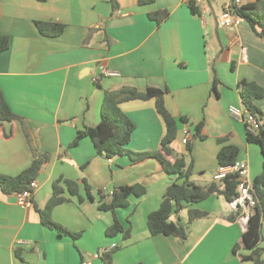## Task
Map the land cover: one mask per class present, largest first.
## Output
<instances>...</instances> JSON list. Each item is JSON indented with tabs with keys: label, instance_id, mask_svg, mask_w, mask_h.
I'll return each mask as SVG.
<instances>
[{
	"label": "crops",
	"instance_id": "crops-1",
	"mask_svg": "<svg viewBox=\"0 0 264 264\" xmlns=\"http://www.w3.org/2000/svg\"><path fill=\"white\" fill-rule=\"evenodd\" d=\"M156 10H166L167 16L150 18L148 13ZM206 14L192 13L184 0H0V34L9 42L0 51V90L23 118L22 123L0 124V174L21 172L32 162L33 151L48 154L35 178L31 206L18 205L13 193H0V264H255L244 259L253 250L255 258L264 260V236L248 247L242 240L246 229L238 217L227 218L233 211L220 194L178 212L182 219L188 208L208 212L191 224L184 242L174 235L150 234L147 215L176 175L167 174L152 157L134 162L126 154L100 156L88 136L69 146L78 130L99 122L105 91L153 86L165 89L164 105L178 128L171 147L186 160L182 138L186 131L191 137L201 123L203 137L192 140L191 180L201 186L214 180L217 153L228 144L238 147L236 161L248 164L253 180L262 169L261 148L248 141L244 122L233 118L228 107H244L238 88L242 79L264 89V35H256L244 19L223 27L219 15ZM35 21L65 27L48 37ZM102 65L119 75L101 76ZM255 103L264 129V95ZM119 107L135 125L126 148L157 150L165 125L155 98L125 100ZM58 177L85 179L90 186L92 199L80 183L82 200L64 191L68 201L51 211L55 222L79 233L75 238L40 221L38 209ZM133 184L142 185L145 193L130 194L127 205L114 214L98 208V190L109 195L114 187ZM114 215L128 229L127 237L106 234Z\"/></svg>",
	"mask_w": 264,
	"mask_h": 264
},
{
	"label": "trees",
	"instance_id": "trees-1",
	"mask_svg": "<svg viewBox=\"0 0 264 264\" xmlns=\"http://www.w3.org/2000/svg\"><path fill=\"white\" fill-rule=\"evenodd\" d=\"M152 0H141L149 2ZM114 3V0H112ZM192 13L199 14L198 7L193 3H188ZM233 11L240 15L252 28L258 36L264 35V0H247L242 4L233 5ZM148 16L157 21L167 16L166 10H156L148 13ZM38 31L48 37H55L62 33L65 24L56 21H35ZM9 46L8 37L0 34V51ZM215 81V78H214ZM239 96L242 105L252 114H255L258 120L261 118V110L255 101L264 95V89L254 81L242 79L238 83ZM165 89L147 86L144 91H138L132 87L123 86L116 90H107L104 92L100 107V120L93 127H85L78 130L69 146L76 145L79 140L88 136L94 146L96 154L110 158L115 155H128L136 162L146 157H152L157 160L162 169L167 174H175L176 180L171 182L165 189L159 206L147 215V226L150 234L174 235L184 242L188 236L191 224L198 218L208 215V212L196 208H188L186 219L177 216L178 212L187 206L202 201L212 194H220L228 202L237 194L238 180L234 174L221 179H214L204 186L196 184L190 179L193 170V160L191 157L192 140L203 135L200 132L201 123L194 127V131L186 143V156L178 155L171 147L177 132V120L166 109L163 101ZM155 98V107L158 114L162 117L165 125V132L161 138L160 146L157 150L148 152H133L126 148L130 141V136L134 130V122L120 109L119 104L129 99H149ZM18 120L22 123L23 118L14 113L5 101L0 90V124L7 121ZM180 120L186 121L185 116ZM247 131V130H246ZM29 140L27 132L24 130ZM247 139L250 142L257 143L263 155L261 172L252 180L251 194L256 199L254 210L250 216V221L246 230L242 233V240L248 247H253L260 240L261 220L264 216V129L260 123V128L256 134L247 131ZM238 147L232 144L222 146L217 153V160L220 166H227L236 161ZM34 158L30 165L16 175L0 174V193L11 194L25 189L29 182L36 178L41 165L47 161L48 154H38L33 151ZM82 183L85 196L92 199L90 186L85 179L71 180L58 177L52 182V194L43 208L38 209L41 223L56 230L59 234H68L72 237L79 236V233L67 230L61 224L51 218L52 208L60 203L68 201L64 196V191L70 195L78 196L79 200L83 197L79 194V185ZM145 193V188L140 184L120 185L114 187L109 195L104 194L102 190L97 191L98 208L104 211H110L114 214L118 207L126 206L127 197L130 194L140 196ZM109 196L107 201L103 199ZM240 211H233L228 215L229 220L238 217ZM175 214V219L171 215ZM122 232L123 237L129 234L128 229H124L122 224L114 215L113 223L107 227L106 234L114 235ZM257 250H253L244 259H252L255 264H264L254 257Z\"/></svg>",
	"mask_w": 264,
	"mask_h": 264
},
{
	"label": "built area",
	"instance_id": "built-area-1",
	"mask_svg": "<svg viewBox=\"0 0 264 264\" xmlns=\"http://www.w3.org/2000/svg\"><path fill=\"white\" fill-rule=\"evenodd\" d=\"M187 3L193 2L199 9V11L205 14L206 7L204 2L207 0H184ZM217 1V0H216ZM247 0H227L224 2L222 7V12L218 17L219 24L223 27L228 26H238L243 18L233 11V5H239L244 3ZM244 54V50H243ZM100 75L101 76H117L119 73L117 71L106 68L105 66H100ZM99 79L98 75L92 77V81L97 82ZM229 114L236 119L244 122L245 128L248 132L256 134L260 128V121L255 114L249 112L245 107L240 106H229ZM189 138V132L186 131L182 143L186 144ZM234 174L238 180L237 190L238 194L230 201L228 205L232 211L239 210L238 219L243 228L246 229L248 226V219L253 213L256 199L251 194L250 190L252 187V180L249 177V168L248 164L245 161H235L233 164L227 166H219V168L214 173V179H221L226 176ZM37 187L36 180L33 179L29 182L28 186L18 192L13 193L18 205L22 207H27L32 205V194L35 188ZM261 236H264V228L261 227L260 230ZM81 264H92L91 261H85Z\"/></svg>",
	"mask_w": 264,
	"mask_h": 264
},
{
	"label": "rangeland",
	"instance_id": "rangeland-1",
	"mask_svg": "<svg viewBox=\"0 0 264 264\" xmlns=\"http://www.w3.org/2000/svg\"><path fill=\"white\" fill-rule=\"evenodd\" d=\"M219 2V5L216 4L214 1L210 0L209 1H205L204 2V5L206 7V11H207V14H206V17L210 16L211 12L214 13V15H220L221 12H222V7L221 5L226 2L227 0H217Z\"/></svg>",
	"mask_w": 264,
	"mask_h": 264
},
{
	"label": "water",
	"instance_id": "water-1",
	"mask_svg": "<svg viewBox=\"0 0 264 264\" xmlns=\"http://www.w3.org/2000/svg\"><path fill=\"white\" fill-rule=\"evenodd\" d=\"M249 221H250V218L248 219V223H249Z\"/></svg>",
	"mask_w": 264,
	"mask_h": 264
}]
</instances>
